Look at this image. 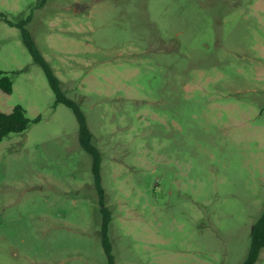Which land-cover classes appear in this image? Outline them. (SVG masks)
I'll return each instance as SVG.
<instances>
[{"label":"rangeland","instance_id":"1","mask_svg":"<svg viewBox=\"0 0 264 264\" xmlns=\"http://www.w3.org/2000/svg\"><path fill=\"white\" fill-rule=\"evenodd\" d=\"M26 21L100 152L111 260L92 157ZM0 72V112L29 120L0 142V264L244 261L264 211V0H0Z\"/></svg>","mask_w":264,"mask_h":264},{"label":"trees","instance_id":"2","mask_svg":"<svg viewBox=\"0 0 264 264\" xmlns=\"http://www.w3.org/2000/svg\"><path fill=\"white\" fill-rule=\"evenodd\" d=\"M29 22V21H28ZM26 22H22L19 24V28L21 30L22 38L24 40L25 45L28 50L32 54L36 63H38L46 77L47 80L55 94V98L57 103L64 104L68 108H70L78 122L79 126V143L83 150L87 152L93 161L92 170L95 176L96 187L98 193L100 195V205H101V213H102V245L104 248V252L108 256L109 260H111V245L108 239V227L111 222V216L107 210V208L103 205V189L101 187L100 182V162L101 155L99 150L93 144V135L90 132L86 119L79 108L78 104L73 100L69 99L66 94L62 91L59 80L55 77L52 69L49 67L48 63L40 54L39 50L35 46L34 40L31 34L26 30L25 25ZM12 79L0 72V90L5 93L12 92ZM29 124V120L26 117L25 110L20 105L14 107L13 111L9 114L0 112V142L7 135L11 133L22 132L27 129ZM264 248V211L258 221L253 226V230L251 231V243L248 248L247 256L241 264H255L260 251Z\"/></svg>","mask_w":264,"mask_h":264},{"label":"water","instance_id":"3","mask_svg":"<svg viewBox=\"0 0 264 264\" xmlns=\"http://www.w3.org/2000/svg\"><path fill=\"white\" fill-rule=\"evenodd\" d=\"M81 9H82V8H80V7L78 6V8L76 9V11L79 12ZM252 230H253V228H252Z\"/></svg>","mask_w":264,"mask_h":264}]
</instances>
